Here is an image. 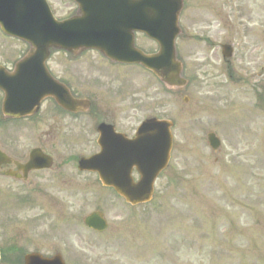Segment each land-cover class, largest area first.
<instances>
[{"label":"rangeland","instance_id":"rangeland-1","mask_svg":"<svg viewBox=\"0 0 264 264\" xmlns=\"http://www.w3.org/2000/svg\"><path fill=\"white\" fill-rule=\"evenodd\" d=\"M49 2L57 17L73 12L67 0ZM217 3L185 0L184 36L177 45L185 76L192 78L186 91L167 94L145 71L110 66L95 52L72 62L62 55L53 57L54 72L70 83L74 93L92 101V112L80 124L65 126L72 132L64 143L72 146L59 152L67 164V183L54 189L50 183L40 192L27 188V194L18 186L14 204L8 206L10 215H1L6 229L0 228V248L7 258L1 264H22L15 255L33 252L44 257L61 254L66 264H264V104L258 98L264 70L258 77L250 76V86L257 88L248 91L239 85L244 79L233 81L234 70L221 68V53L216 57L217 49L208 48L202 39L212 30L219 44L236 48L239 68L245 72L264 68V0H239L237 6L236 0ZM236 7L243 23L252 24L246 29L247 42L234 40V20L227 18ZM215 13L221 28L210 17ZM138 43L146 51L156 50L143 37ZM0 45L16 46L4 38ZM208 84H214V94H207ZM51 114L42 112L39 122L54 133ZM151 117L171 120L176 128L173 160L156 182L149 204L131 207L102 188L94 176L79 175L76 162L68 165L73 157H87L96 150L91 141L95 118L132 133L140 121ZM209 132L222 142L218 152L208 145ZM54 172L35 174L33 180L50 181ZM96 210L109 224L102 234L83 224ZM9 235L12 245L4 244Z\"/></svg>","mask_w":264,"mask_h":264},{"label":"water","instance_id":"water-1","mask_svg":"<svg viewBox=\"0 0 264 264\" xmlns=\"http://www.w3.org/2000/svg\"><path fill=\"white\" fill-rule=\"evenodd\" d=\"M39 1V7L44 9H40V14L34 12V15L41 16L38 21L31 18L33 17L32 15H27V10L22 11L24 13L23 20L30 21L34 24L33 29H30V31L22 28V31L28 33L22 34V38L27 41L33 40L32 42H36L33 39L37 38L35 36L36 34L39 37L49 39V43L44 45L39 44L35 47L42 49L46 53L48 48L72 51V48L84 45V43L76 42L77 40H86L91 42L89 45H86L88 49H99L112 60L142 65L152 71L169 89L179 90L186 86V81L181 76L183 67L177 60L175 50V41L181 34L179 16L183 9L182 0H134L133 2L130 0H121V3L118 2L120 7L117 9V13H111L112 15H110L111 11H109V8L106 7H99V9L95 10L86 9V20H82L86 24V31L84 34H77L75 37L74 32H71L75 28L72 21L59 24L48 13L44 0ZM106 1L108 0H100L99 2ZM114 1L111 2V5L118 0ZM118 3L116 4L118 5ZM125 15L128 16L127 21L129 25L126 24ZM10 29L8 26L7 28L4 27L7 33L12 34L13 30ZM134 31L142 32L149 38L155 40L160 46L159 52L154 55H145L135 49L133 39L131 38V34ZM128 37L129 39L131 38L129 42L126 41ZM230 55L231 51H228L226 56L229 57ZM78 103H81V110H87L89 107L88 101ZM156 125L157 123L155 121L145 123L140 130L139 139L133 142L132 147H130L138 152L145 150V147H147L150 160L143 158L142 164V161L138 157H130L129 161L122 163L124 165L123 168L126 169V173L124 175H117L110 180L107 176L111 172L106 173L107 170H104L107 165L95 164L96 167L91 163H86L83 164V168H96L100 172L105 184L114 187L132 205L150 201L153 194L154 181L166 167L168 154L171 149L170 124L162 122L158 123V127H153ZM151 127L158 128L160 131L158 135H147ZM209 140L211 146L217 149L219 141L213 135L209 137ZM105 152H108V149H105ZM158 154H162V158ZM133 167H137L141 174V180L137 184L130 177V172ZM119 171L123 172L121 168ZM85 224L89 228L99 232L107 228L103 215L99 212L88 216L85 219ZM25 264H64V262L60 255L48 259L40 254H30L25 257Z\"/></svg>","mask_w":264,"mask_h":264},{"label":"flooded vegetation","instance_id":"flooded-vegetation-1","mask_svg":"<svg viewBox=\"0 0 264 264\" xmlns=\"http://www.w3.org/2000/svg\"><path fill=\"white\" fill-rule=\"evenodd\" d=\"M220 3V0H214V2ZM218 15H210L211 19H214L215 22L218 23L214 17ZM214 22V23H215ZM219 26V25H218ZM235 29V40L240 39V27H234ZM212 30L207 31V44H209V39L212 37ZM22 50H18V47L7 49L3 48L0 45V70L4 71L5 74L13 73L16 70L17 63L23 59V57L28 53L27 46L23 44ZM218 49L221 52L223 49V44L218 46ZM215 52V56H218L219 51ZM256 51L257 48L254 47ZM219 57V56H218ZM49 66V63H48ZM14 75V74H13ZM58 77H63L58 75V73L54 74ZM5 93L0 90V228L2 229V218L1 215L5 214L7 216V212L10 215L9 207L14 202V198L16 193L18 192V186H22V192L28 193L27 188H30L32 192H40L43 188L51 183L52 188L54 189L56 185L61 183H67L64 179L65 171L64 168L67 164L64 163L65 159H63L60 155L61 152L59 150L64 151V146L71 147L72 143H64V139L70 137L71 130L65 128V126L80 124L82 121L81 115L74 116L77 114H73L72 112H66L61 110L56 105L55 101L47 99L42 102L39 111L36 112L35 117H26L20 119H10L9 112L4 110L5 104ZM46 110V111H45ZM42 112L52 113L48 120L52 122L53 127L56 129L54 133H50V128L48 130H44L43 127L40 126L42 120L40 118ZM43 121V120H42ZM95 122L97 123V118H95ZM105 122L111 124L115 127L117 132L128 134L127 131H122L117 124L111 123L109 120H103L100 123ZM39 124V125H38ZM98 125H95V129H97ZM48 127V126H47ZM77 130V127L75 131ZM97 134V131H96ZM59 135V136H58ZM65 136V137H64ZM97 137L93 136L91 141L93 144L96 143L97 146ZM59 148V146H61ZM73 149V148H72ZM39 151L41 154L36 153L35 157H33V152ZM97 151H94L95 154ZM62 154V153H61ZM49 156L53 159V167L48 170H43L50 160L44 159L43 157ZM76 157V156H75ZM35 158V165L32 170H28L26 167L32 159ZM71 163L75 162V159L69 160ZM52 162V160H51ZM70 163V164H71ZM68 164V165H70ZM41 168V169H39ZM55 170V174L52 175V180L47 181L44 179L42 182H37L33 180V176L35 174H43L47 172H51ZM77 185H75V188ZM26 188V189H25ZM29 193H32L30 192ZM73 195L77 194L76 189L73 190ZM6 229V226L3 227ZM7 237V236H6ZM4 244L12 245L13 238L11 235L9 237L3 239Z\"/></svg>","mask_w":264,"mask_h":264}]
</instances>
